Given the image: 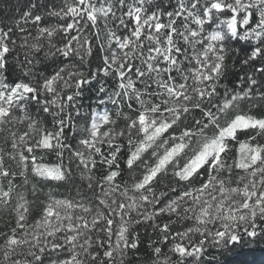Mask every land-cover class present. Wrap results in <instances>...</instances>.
Listing matches in <instances>:
<instances>
[{"label":"clouds","instance_id":"obj_1","mask_svg":"<svg viewBox=\"0 0 264 264\" xmlns=\"http://www.w3.org/2000/svg\"><path fill=\"white\" fill-rule=\"evenodd\" d=\"M0 264H264V0H0Z\"/></svg>","mask_w":264,"mask_h":264},{"label":"trees","instance_id":"obj_2","mask_svg":"<svg viewBox=\"0 0 264 264\" xmlns=\"http://www.w3.org/2000/svg\"><path fill=\"white\" fill-rule=\"evenodd\" d=\"M246 253H241L238 257H237V259L238 260H243L245 257H246Z\"/></svg>","mask_w":264,"mask_h":264}]
</instances>
